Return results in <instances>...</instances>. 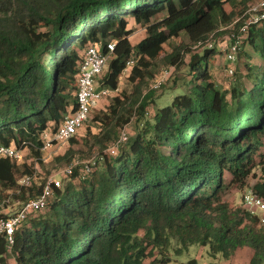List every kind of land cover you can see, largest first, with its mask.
I'll list each match as a JSON object with an SVG mask.
<instances>
[{
  "label": "trees",
  "instance_id": "obj_1",
  "mask_svg": "<svg viewBox=\"0 0 264 264\" xmlns=\"http://www.w3.org/2000/svg\"><path fill=\"white\" fill-rule=\"evenodd\" d=\"M227 1L235 0H0V146L29 149L42 162L45 133L55 135L77 107L79 67L91 45L116 43L98 78L102 87L115 92L126 70L136 83L129 109L116 96L106 116L112 112L123 125L133 108L138 112L137 130L117 155L102 149L85 180L82 166L75 167L70 183L16 231L11 248L0 238V264H10L11 257L16 264H145L151 256L152 264H196L169 255L180 256L192 245L228 259L249 246V264H264V227L223 198L232 183L248 185L264 145V22L243 36L242 48L250 50L239 52L228 88L209 70L216 51L206 47L193 55L188 78L169 104L165 93L156 95L158 87L142 91L173 37L185 32L194 44L207 46L221 35L220 27L234 17ZM130 19L146 28L136 44ZM191 51L175 47L165 54L166 64L180 68ZM256 55L263 66L253 63ZM94 120L106 121L99 115ZM123 129L116 136L107 130L99 143L118 142ZM78 133L66 143L76 144ZM34 171L23 159L0 160V197L7 205L12 195L20 197L18 206L41 195L49 176L38 174L26 187L18 183V173ZM253 187L264 194V179Z\"/></svg>",
  "mask_w": 264,
  "mask_h": 264
},
{
  "label": "rangeland",
  "instance_id": "obj_2",
  "mask_svg": "<svg viewBox=\"0 0 264 264\" xmlns=\"http://www.w3.org/2000/svg\"><path fill=\"white\" fill-rule=\"evenodd\" d=\"M260 0H235L234 2L227 1L225 4V9L228 13L231 11L234 12V17L231 21L226 23L225 25L221 26L218 30L221 31V35L216 36L214 41H212L215 45V56L210 58L208 68L213 73L217 83L223 87L228 88L230 83L232 82L231 77L226 74L225 68L227 66L225 61V53L223 48H226L233 39L240 33L239 24L245 22L248 17L250 18V8L256 5ZM249 15V16H246ZM128 28L132 29V33L130 35V40L133 44H136L140 40H142L146 35V28L135 22L134 19L129 20ZM192 46L194 52L187 53L186 59L183 64L180 65V68H175L173 66L169 67L166 64L164 59L166 53H171L175 47L178 46ZM207 46L194 44L188 37L185 32H181L179 36L173 37L167 44L162 46L161 54L158 61L155 63L154 75L152 77H147L142 82V91L145 93L150 87L156 88L157 80L162 78V75L165 70H169L168 74L165 77V81L163 82L162 87H158L156 95H160L161 93L166 94L167 100H169V104L171 102L172 97L176 94L174 91L178 86H180L185 80L188 78V73L190 70L191 59L195 52L203 53ZM250 50L249 46L246 45L242 48L243 50ZM253 63L255 65H262L263 61L259 56H255ZM244 60L240 59V65L238 64V70L241 71L243 68ZM234 66V65H233ZM241 69H240V67ZM129 72L126 70L125 73L120 78L118 90L113 92L107 99L101 102V104L93 110L91 115V120L87 122L84 127L79 131L77 135V143L71 146L69 143L60 144L54 146L49 151H43V160L42 162H37L36 156L33 152L29 151V149H19L23 150L24 158L27 162L31 163L35 168V171L38 174L46 178L50 175H61V171L70 163L75 161H80L79 165L84 166V163L88 160L95 158L97 162L100 161V151L108 149L116 144L117 141L114 138L106 143H99L98 138L102 137L104 133L108 130L109 132L112 131V135L116 136L119 134L124 126L123 130L127 131L128 136H132L137 130L138 121H136L138 112L135 111V108L132 109L131 113V120L127 124L117 125L116 119L117 115L112 114L110 112L109 116H106L105 113H109V106L114 102L116 96L121 97V100L125 102L126 108L129 109V102L131 98L135 94V87L136 83L131 82L129 80ZM154 78V79H153ZM169 79V80H168ZM139 81V80H138ZM137 81V83H138ZM248 86H252V82H248ZM166 87V89H164ZM171 91H174L170 93ZM170 93V95H169ZM149 110L151 112L154 111L153 107H150ZM99 115L100 117L105 118V122L102 120H94V117ZM128 116V113H126ZM126 116V117H127ZM113 125L117 126V129L113 131ZM121 129V130H120ZM104 147V148H102ZM72 151L73 153L69 154V156H65L68 151ZM114 155V154H113ZM117 155V154H116ZM102 165V164H101ZM81 167V168H82ZM18 181L21 178V173L17 174ZM227 179H231V175L227 173ZM264 178V145L260 147L257 154L255 155V166L252 170V173L247 179V186L254 185L256 181L259 179ZM19 183V182H18ZM70 183V180L63 179V187ZM245 187H241L238 183H232L229 188L224 192V200L227 201L231 207L233 208H241L243 209L242 204V196ZM8 194V192H6ZM25 194V193H24ZM4 195V194H3ZM27 197V194L25 195ZM13 200L10 198L9 204L7 205L4 202V197H0V213L6 214L8 211L13 210L18 207L17 201L20 197L15 198L13 196ZM143 234V233H141ZM157 252V251H156ZM254 251L249 246H244L243 248L239 249L234 253L232 257L225 258L223 255L218 254L217 256H212L208 252V247H203L201 245H192L188 250L184 251V253L180 256H177L175 252H169V255L174 258L173 260L177 261H185L190 262L192 259H195L196 264H249L251 257L253 256ZM155 255V253H154ZM168 257V254H166ZM164 256H158V259H162ZM155 258V256H151L150 258L146 259L145 264H152L151 261ZM176 262V261H175ZM10 264H16V261L13 257L10 258Z\"/></svg>",
  "mask_w": 264,
  "mask_h": 264
},
{
  "label": "built area",
  "instance_id": "obj_3",
  "mask_svg": "<svg viewBox=\"0 0 264 264\" xmlns=\"http://www.w3.org/2000/svg\"><path fill=\"white\" fill-rule=\"evenodd\" d=\"M250 18L244 22L240 28V33L226 48H223L225 53V61L228 63L227 73L229 76L234 74V63L237 60L238 54L242 49V39L248 28L254 24L264 22V0H260L256 5L250 8ZM202 45L201 41L197 43ZM208 48H215L212 41L206 43ZM116 43L109 41L105 46L91 45L88 46L83 54L78 73V88H77V107L72 112L64 116L61 126L57 133L51 136L45 133V144L42 151H49L54 146L64 144L73 136H75L84 125L90 120L93 110L104 101L113 90L107 87H102L98 78L103 74L108 66V63L115 51ZM133 61L128 62V67ZM169 70H165L162 78L157 80L156 87L161 86L165 81V77ZM166 74V75H165ZM116 89L115 91H117ZM128 140L126 130H123L118 142L108 149L111 154H116L120 143ZM8 157L15 160L24 158L23 150H19L12 146H0V160ZM80 161H75L67 165L61 175H50L45 182L42 193L35 199L19 204L15 210H10L6 214L0 213V238H3L8 243V247L14 243L16 231L24 225L30 217L37 212L45 209L50 200L54 197L55 190L63 187V179L70 178L74 173L75 167ZM97 165V160L92 158L84 163L81 168L80 179L85 180L94 170ZM38 172L24 175L20 178L19 184L21 187L30 186L37 181ZM264 179V178H263ZM243 207L248 210L251 215L256 217L260 226L264 227V194L257 191L253 185L246 186L242 196Z\"/></svg>",
  "mask_w": 264,
  "mask_h": 264
},
{
  "label": "crops",
  "instance_id": "obj_4",
  "mask_svg": "<svg viewBox=\"0 0 264 264\" xmlns=\"http://www.w3.org/2000/svg\"><path fill=\"white\" fill-rule=\"evenodd\" d=\"M241 249V248H240ZM238 251V250H237Z\"/></svg>",
  "mask_w": 264,
  "mask_h": 264
}]
</instances>
